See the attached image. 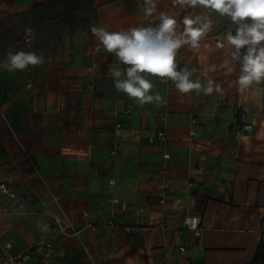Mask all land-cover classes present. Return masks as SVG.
<instances>
[{"label": "crops", "instance_id": "crops-1", "mask_svg": "<svg viewBox=\"0 0 264 264\" xmlns=\"http://www.w3.org/2000/svg\"><path fill=\"white\" fill-rule=\"evenodd\" d=\"M137 5L0 0V61L9 45L25 51L27 38L45 57L25 71H0V240L30 249L32 264H264L253 261L264 233V82L239 91L229 17L172 0H157L146 16ZM160 12L178 23L209 17L199 51L185 45L175 62L193 80L211 77L219 92L180 93L148 76L149 94L162 101L140 104L115 89L109 67L127 66L90 26L155 27ZM189 216L201 217V235L186 226ZM54 217L70 218L78 234L55 233Z\"/></svg>", "mask_w": 264, "mask_h": 264}, {"label": "clouds", "instance_id": "clouds-1", "mask_svg": "<svg viewBox=\"0 0 264 264\" xmlns=\"http://www.w3.org/2000/svg\"><path fill=\"white\" fill-rule=\"evenodd\" d=\"M173 6L182 9L202 7L230 18L236 25L235 33H227V42L232 46L231 59L240 62V75L237 78L241 92L249 89L254 83L264 82V0H172ZM138 8L146 16L156 12L157 0H143ZM182 25V30H181ZM212 23L208 16L185 15L178 23L175 13H159V23L155 27H132L130 29L108 31L103 26H90L94 37L103 45L107 53H114L119 65L127 66L123 71L119 66L109 67L108 75L112 78L118 92L125 93L140 104L153 101L161 102L160 95H150L154 87L148 76L171 80L180 93L193 90L211 94L219 92L211 77L202 83L187 68L177 70L175 57L178 50L187 45L193 51H199L200 41L211 31ZM31 29H25L30 33ZM13 45L5 50L4 60L0 61V71H25L29 66H41L45 63L42 53L36 51H13ZM207 47V45L205 46ZM228 60L224 61L227 67ZM217 70L210 65L205 72ZM233 69L228 68L231 72ZM147 74V75H145ZM46 230V228H45Z\"/></svg>", "mask_w": 264, "mask_h": 264}, {"label": "built area", "instance_id": "built-area-1", "mask_svg": "<svg viewBox=\"0 0 264 264\" xmlns=\"http://www.w3.org/2000/svg\"><path fill=\"white\" fill-rule=\"evenodd\" d=\"M27 47L28 51H33V45L31 43V39L27 38ZM218 46H222L223 43L221 41L217 42ZM28 87L33 86V81L30 79L27 83ZM117 126H120L119 123L116 124ZM244 129L250 130L252 129V124L251 123H246L243 126ZM168 132L161 130L158 132V136L167 139L168 137ZM112 155L115 156L118 153L117 148H113L111 151ZM165 156H168V154H165ZM165 171V170H164ZM113 181V179H112ZM193 183V182H191ZM163 186L166 187L167 183H163ZM3 190L11 195H13L12 192H10L9 189L6 188V185L3 184L2 186ZM164 201V199H162ZM185 224L188 226L190 229L193 230V232L196 235H201L202 233V228H201V217L200 216H189L185 219ZM50 226L54 229L55 233H59L62 235L66 236H73L78 234L80 228H78L75 223L68 217L65 218H59V217H54L50 221ZM264 237V234H263ZM48 251H50L53 247L54 244L51 240H47L44 243ZM14 244L12 241H1L0 240V264H32L33 261V253L30 249L27 250H20V251H14L12 250V246Z\"/></svg>", "mask_w": 264, "mask_h": 264}, {"label": "trees", "instance_id": "trees-1", "mask_svg": "<svg viewBox=\"0 0 264 264\" xmlns=\"http://www.w3.org/2000/svg\"><path fill=\"white\" fill-rule=\"evenodd\" d=\"M25 51H28L27 45H26ZM33 51H34V47H33ZM253 261L254 262H264V237L260 240L256 248L255 254L253 256Z\"/></svg>", "mask_w": 264, "mask_h": 264}]
</instances>
